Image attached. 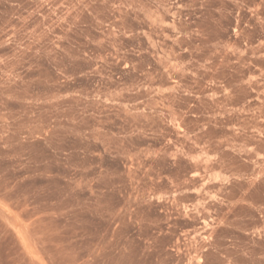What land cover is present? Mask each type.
Here are the masks:
<instances>
[{
  "label": "rangeland",
  "instance_id": "374dc122",
  "mask_svg": "<svg viewBox=\"0 0 264 264\" xmlns=\"http://www.w3.org/2000/svg\"><path fill=\"white\" fill-rule=\"evenodd\" d=\"M0 264H264V0H0Z\"/></svg>",
  "mask_w": 264,
  "mask_h": 264
}]
</instances>
